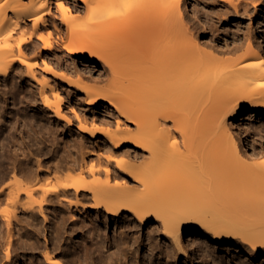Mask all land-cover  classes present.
<instances>
[{
  "label": "bare ground",
  "instance_id": "1",
  "mask_svg": "<svg viewBox=\"0 0 264 264\" xmlns=\"http://www.w3.org/2000/svg\"><path fill=\"white\" fill-rule=\"evenodd\" d=\"M51 3L66 25L61 44L68 54L83 52L102 65L93 81L74 79L42 57L53 48L51 32H38ZM183 7L196 26L187 24ZM207 28L190 0H0V204L11 207L0 211L8 231L4 264H19L11 237L18 239L21 222L31 224L37 214L56 238L81 234L66 258L47 250L48 264H139L142 249L145 262L156 264H178L181 255L190 264H222L221 249L250 260L264 256V146L249 138L240 120L260 121L257 132L264 127V43L249 27L238 28L231 40L209 27V38L200 41ZM39 59L56 77L75 83L90 108L108 104L134 124L131 131L92 121L112 148L130 143L142 149L139 165L125 157L115 168L91 152H75L69 140L59 152L57 142L43 138L46 128L21 119L15 108L28 111L15 107L14 96L22 92L16 97L25 101L30 78L40 85L44 108L63 114L56 80L34 73ZM51 145L54 152L44 153ZM87 211L85 221L76 218ZM110 217H128L130 226L111 236Z\"/></svg>",
  "mask_w": 264,
  "mask_h": 264
},
{
  "label": "rangeland",
  "instance_id": "2",
  "mask_svg": "<svg viewBox=\"0 0 264 264\" xmlns=\"http://www.w3.org/2000/svg\"><path fill=\"white\" fill-rule=\"evenodd\" d=\"M190 1H192L198 8L201 17L205 20L206 25L208 26V33L207 31H204L203 33L199 34L200 41H206L209 38L211 34L209 27L213 28L215 32H218L220 35H222L223 37H227L230 40L233 38L232 33L238 32L236 31L238 30V28L249 27L252 29H256L257 33H259L261 36V41L264 43V0H239L240 5L237 9H234V7L229 4L224 5L221 0ZM183 10L185 13V20L186 22H188L187 24L191 27L196 26L195 20L189 17L187 8L183 7ZM45 18L46 22L45 24L40 25V27L38 28V32H51V37L53 40L52 50L54 51V53H51L52 50L48 51L47 54L43 53L42 57L44 59L48 60L54 66L60 64L61 69L71 73L74 79L81 78L82 80L93 81V79L98 74L102 73V65L98 63L95 57L89 56V54L83 52L68 54V52L62 46L61 38L65 39L68 33L66 31V25L60 22V13L54 3H51L50 12L46 14ZM28 28L32 29L30 22ZM34 38L37 39L40 44H42L41 41L36 38V35L34 36ZM72 39L74 41L78 40L75 36H72ZM221 40L215 42L218 45H223L224 42H222ZM28 53L33 55L34 53H36V50H29ZM34 73L37 79L42 78V76H49L56 80L59 90L63 94L62 116L56 115L54 110L51 108H44L40 98L41 96L39 94L40 85L38 82H35L34 78H30L28 80V82H30L31 84L29 83L30 85H28L27 89H31L29 90V95H26L25 101H22L23 103H19L18 97H16L18 95L21 96L22 92L14 96L17 101L15 107L22 106V109L25 108L24 110L28 111V113L23 114L22 111L18 110V108H15V111L20 112L19 116L21 117V119H26L25 122L27 124H30L32 122L34 126L36 123L37 127L42 126V129L46 128L47 130L45 129V131L47 132H43V138L47 141L49 140L48 142H51L50 140H52V142H57L56 147H54V145H51L52 149L49 148L50 146L48 148L46 147L44 149V153H47L48 151L47 154H52L55 149H60V152L64 147V149H68L69 147L67 148L65 144L69 140L68 142H76L77 150H75L74 148L75 152L77 151V153H79L81 151L80 149H82V152H91L93 155L99 156L102 161H104V164H106V161L108 159L113 163V167L115 168H117L115 160L123 159L125 157L134 159L133 163L136 165H139L142 162L141 154H144L142 149H136L130 143L112 148V143L106 140V133L101 129L100 126L93 125L92 121H95V123H101L102 121L109 122L113 129H116V127L119 125V128L128 129L131 131L134 130L133 123L126 121L124 117L120 116L118 112L112 109V107H110V105L108 104L106 106L95 105L94 107L90 108L89 105L86 104L85 94L82 92V90L76 87L75 83L65 82L56 77L54 74L44 68V65L42 64V61L40 59ZM22 74L28 76L26 69L23 70ZM13 78L14 76H12V79ZM34 82L35 84H33ZM27 96L29 99L27 98ZM43 109H45L46 111ZM17 112L15 113V116H17ZM32 113L36 114V116H31ZM29 120H34V122H30ZM240 120L243 121L242 124H247V132L249 133V138L254 139L257 143H259V145L264 146V127H262L259 132L253 129V127L259 124L260 121L258 123V121H253L246 118H241ZM46 149L47 151L45 152ZM49 149H51V151ZM134 149H136V153L133 152ZM246 150L248 151V149ZM126 181L129 185L133 182L132 179L128 177L126 178ZM10 209L11 207L9 205L4 203L0 204V211H6ZM88 215L90 216L89 211H87V214L85 213L83 215L84 217L81 215H77L76 218L85 221ZM128 222H130V218L128 217L120 219L117 222H114L112 217L107 218V231L112 236L114 231L125 230L128 226H130V223ZM44 224L45 221L43 217L40 214H37V216L32 219L31 224H29L27 220H23V222H21L22 235L19 236L18 239H16V235L14 234L11 237L18 246L17 250L20 253L19 264H48L44 256L47 250H50L51 252H53V254H56L57 257L63 256L66 258L67 256L63 254L64 251H69L71 249L73 250L72 247L74 243L72 242L79 240L81 237L80 233H72V235L75 236V239L72 238V235H70L68 232H61L58 238H56L54 231L49 229V227L48 231L45 232L44 229L46 227H43ZM121 224L122 226H120ZM148 226L149 225H145L143 230H141V236H145V234L148 232ZM7 233L8 231L6 226L3 223H0V264H4L7 262L4 249L5 243L8 239ZM135 234H139V231L136 230ZM149 234L151 237L153 236L154 241H161L160 237L158 238V236L156 235V232L149 231ZM45 235H47V241L45 239ZM142 251L144 252L143 249ZM143 252L140 255L141 259H139L138 261L139 264H156L155 261L145 262V259H143L142 257ZM13 253L14 252L11 251V255ZM237 255L238 254H236L235 252L233 254L232 252L227 254L223 249L217 251L218 260H220L222 264H229L230 259L232 260V264L236 263L234 262V259L240 260L243 264H264L263 255L259 254L252 260L246 259L244 256ZM189 258L185 259L184 255H181L177 262L178 264H182V262L185 260L186 264H190ZM215 261L216 259H208L206 260V264H208L209 262V264H214Z\"/></svg>",
  "mask_w": 264,
  "mask_h": 264
}]
</instances>
